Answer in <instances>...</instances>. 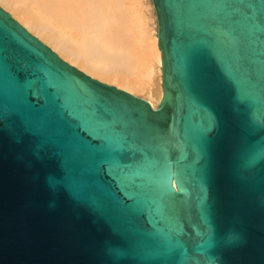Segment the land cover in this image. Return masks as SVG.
Returning a JSON list of instances; mask_svg holds the SVG:
<instances>
[{
  "label": "water",
  "instance_id": "obj_1",
  "mask_svg": "<svg viewBox=\"0 0 264 264\" xmlns=\"http://www.w3.org/2000/svg\"><path fill=\"white\" fill-rule=\"evenodd\" d=\"M156 107L0 6V264H264V0H151Z\"/></svg>",
  "mask_w": 264,
  "mask_h": 264
},
{
  "label": "bare ground",
  "instance_id": "obj_2",
  "mask_svg": "<svg viewBox=\"0 0 264 264\" xmlns=\"http://www.w3.org/2000/svg\"><path fill=\"white\" fill-rule=\"evenodd\" d=\"M0 6L87 75L152 107L160 102L161 54L144 0H0Z\"/></svg>",
  "mask_w": 264,
  "mask_h": 264
},
{
  "label": "rangeland",
  "instance_id": "obj_3",
  "mask_svg": "<svg viewBox=\"0 0 264 264\" xmlns=\"http://www.w3.org/2000/svg\"><path fill=\"white\" fill-rule=\"evenodd\" d=\"M144 2L147 5L146 8H148L147 9V14L149 16L148 25L151 28L152 33L155 34L156 33V20H155L154 10L151 5V0H144Z\"/></svg>",
  "mask_w": 264,
  "mask_h": 264
}]
</instances>
